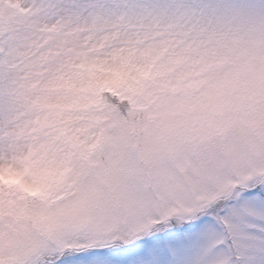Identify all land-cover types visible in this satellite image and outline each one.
<instances>
[{
	"label": "snow or ice",
	"instance_id": "obj_1",
	"mask_svg": "<svg viewBox=\"0 0 264 264\" xmlns=\"http://www.w3.org/2000/svg\"><path fill=\"white\" fill-rule=\"evenodd\" d=\"M0 264H264V0H0Z\"/></svg>",
	"mask_w": 264,
	"mask_h": 264
}]
</instances>
